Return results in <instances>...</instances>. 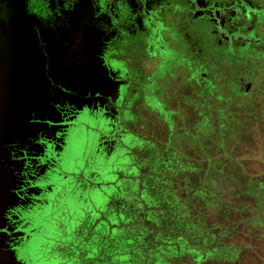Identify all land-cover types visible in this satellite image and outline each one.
<instances>
[{"label":"rangeland","instance_id":"rangeland-1","mask_svg":"<svg viewBox=\"0 0 264 264\" xmlns=\"http://www.w3.org/2000/svg\"><path fill=\"white\" fill-rule=\"evenodd\" d=\"M3 13L2 8L0 264H25L23 230L38 229L41 223L42 233L30 250L43 264H264V223L262 218L255 220L257 213L247 205L257 196L247 188L238 194L237 189L238 183L264 184L263 62L251 64L244 59L242 63L240 58H229L206 72H191L189 78L181 58L165 69L164 81L167 75L177 73L169 78L164 96L168 114L141 108L138 121L130 126L124 143L113 151V161L104 170L113 185L104 193L92 194L94 203L108 201L109 208L115 203L118 206L115 212L112 206L109 210L110 226L107 222L95 226L86 212L74 205L79 192L64 198L66 208L58 205V198L56 206L47 208L42 217L20 219L16 212L31 205L33 199L24 200L22 186L17 185L21 174L17 167L21 153L17 150L32 145L33 135L44 126L61 122L49 115L60 113L62 100L73 95L71 88L60 85L79 82L88 73L65 68L56 74L61 77L58 80L44 71V62L39 63L37 56L23 57L21 37L18 35L17 44L13 42L14 35L21 33L20 25L5 23ZM139 48L135 56L147 60ZM254 65V75L244 84L241 76L251 75ZM251 87L250 94L243 95L244 88L249 91ZM105 140L113 143L115 139ZM28 160L27 171L32 174L43 165L39 161L44 157L40 155L39 160V154H30ZM23 186L32 197L37 186L32 181ZM118 187L121 199L115 191ZM164 198L170 205L185 202L187 208L178 216L174 208L167 210ZM129 204L140 210L141 226L132 224L135 214ZM84 206L87 210L89 205ZM155 214L163 218L162 225L152 223ZM146 218L151 221L144 224ZM180 239L185 248L190 244L217 252L198 262L190 252L165 259L153 250L164 243L172 247Z\"/></svg>","mask_w":264,"mask_h":264},{"label":"flooded vegetation","instance_id":"flooded-vegetation-1","mask_svg":"<svg viewBox=\"0 0 264 264\" xmlns=\"http://www.w3.org/2000/svg\"><path fill=\"white\" fill-rule=\"evenodd\" d=\"M125 4V7L112 12L119 23L118 28L109 23L101 24L104 33L100 51L107 70L102 66V71L94 73L92 69L96 65L93 57L88 54L82 58L79 70L75 66V70L70 72L88 75L79 82L60 85L64 89L71 88L69 93L73 96L62 100L60 113L49 115L61 122L44 126L33 135L32 145L28 143L17 150L21 153V161L17 165L21 174L17 185L22 186L21 197L24 200L33 199L31 205L16 212L19 218L42 217L47 208L56 206L58 198V205L66 208L68 204L64 203V198L79 192V199L74 205L82 208L86 216L96 223L95 226L102 225V222L110 226L108 215L112 205L109 208L108 201L94 203L92 194L96 191L104 193L113 185L105 178L104 170L113 161V151L124 143L123 137L131 131L130 126L138 121L141 108L145 107L150 113L168 114L164 96L169 78L177 73L167 75L164 81L165 69L176 59L181 58L182 64L187 65L188 78L191 72H206L229 58H240L242 63L244 59L251 64L263 62L261 68L264 69V0H127ZM2 8V18L8 23L12 19V10L0 1ZM109 11L105 8L107 15ZM28 12L37 16L24 17L28 22L20 25L24 33L13 34V42L17 44L19 35L23 52L29 53L30 46L37 53L41 48L43 56H37L39 63L44 62V71L60 80L61 77L56 74L61 70L55 69L61 67L52 66L53 58L47 54L53 44L59 46L62 43L67 47L73 43L70 40H74L75 36L68 32L69 18L64 15L63 9L62 16L60 13L54 16V12L46 10L31 9ZM17 20L23 21L22 18ZM103 20L105 22L109 17L105 16ZM25 33L36 34V37L28 39ZM171 42L174 45L171 46ZM3 43L0 40V47ZM137 48L144 51L147 60L135 56ZM147 64L149 68L144 69ZM253 67L251 75L241 76L244 84L254 75L257 66ZM143 76L145 80L142 82ZM252 88L249 91L244 88L243 95H249ZM95 90L103 91L104 95L93 94ZM109 137L115 139L113 143H107L105 139ZM30 154H39V160L40 155L44 157L43 161H39L43 165H39L32 174L27 171ZM30 181L37 186L32 197L23 186ZM116 190L121 199V188ZM85 204L89 205L87 210L84 209ZM129 205L136 215L132 224L141 226L143 216L140 210ZM116 206L115 203L111 210L117 211ZM159 217L155 214L151 218L152 223L162 225L163 218ZM144 220V224L151 221L148 218ZM42 230V223L38 229L23 230L24 242L21 243L25 264H43L30 250ZM105 238V234H101V239Z\"/></svg>","mask_w":264,"mask_h":264},{"label":"crops","instance_id":"crops-1","mask_svg":"<svg viewBox=\"0 0 264 264\" xmlns=\"http://www.w3.org/2000/svg\"><path fill=\"white\" fill-rule=\"evenodd\" d=\"M1 2L6 3L8 9L12 10V15L7 24L12 25H21L27 24L24 17H36L37 15L32 13L30 14L28 10H46L48 13H53L56 16V13L62 16L61 10H64V15L69 18V30L68 32L71 35L75 36L74 40L71 38L72 44L69 46L61 45L56 46L53 44L49 49L48 56L53 58L52 66L58 67L56 71H64L67 68L69 71L75 70L73 67H77L79 70L80 60L85 58L88 54L93 57L95 60L96 67L92 69V72L98 73L102 71L104 65L102 63L101 51L103 42L102 36L104 29L101 27V24L109 23L112 24V27H119L117 23L116 16L112 14L113 10L121 9L125 7L127 0H0ZM105 8L110 9L109 15L105 13ZM39 16V14H38ZM109 17V20H103L104 17ZM18 18H22V22L18 21ZM91 18V19H90ZM21 33H24V30H21ZM75 42V45H74ZM77 42V43H76ZM56 43V42H55ZM88 46L90 48H88ZM59 47V48H57ZM34 51V52H32ZM38 53L36 49L29 48V53L26 52L22 54L23 57L26 56H43L42 49L39 48ZM60 58V59H57ZM60 62V64H59ZM63 62V63H62ZM106 69V68H105ZM86 70V69H84ZM107 70V69H106ZM81 71V70H80ZM95 95H104V92L101 90H95L93 92Z\"/></svg>","mask_w":264,"mask_h":264},{"label":"trees","instance_id":"trees-1","mask_svg":"<svg viewBox=\"0 0 264 264\" xmlns=\"http://www.w3.org/2000/svg\"><path fill=\"white\" fill-rule=\"evenodd\" d=\"M226 184L228 188H231V184L229 183V181H226ZM246 188L249 190L250 193L257 196V199L251 202V204H247V205L251 207L253 212L257 213V215L254 216L255 220L259 217V218H262L261 223H264V184L256 186L254 182H251L249 185H243L241 183H238L237 185L238 194H240L241 192L243 193ZM169 202L170 200H167L166 198H164V201L162 203L165 204V206L167 205L166 208L168 211H171L174 208L178 216L182 215V211L187 208V205L185 202L171 204V205L168 204ZM176 243L177 244L173 245L172 247L168 245V243H164L162 244V246H158L157 248H154L153 250L155 252L160 251L161 255L164 256V258L172 257V256H181L184 252H190L192 254V257L195 258V260H197L198 262L203 261L207 257L212 256L213 253L217 252L214 249H204V248L195 249V247H192L190 244H188L189 247L186 246L185 248V244L183 243L181 239L178 240V242Z\"/></svg>","mask_w":264,"mask_h":264}]
</instances>
